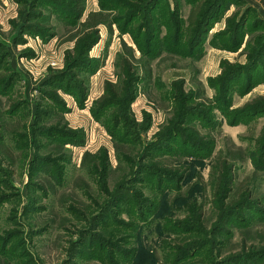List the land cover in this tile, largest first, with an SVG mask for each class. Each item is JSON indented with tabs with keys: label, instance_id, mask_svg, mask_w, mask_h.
Listing matches in <instances>:
<instances>
[{
	"label": "rangeland",
	"instance_id": "374dc122",
	"mask_svg": "<svg viewBox=\"0 0 264 264\" xmlns=\"http://www.w3.org/2000/svg\"><path fill=\"white\" fill-rule=\"evenodd\" d=\"M216 1L0 0V264H264V0Z\"/></svg>",
	"mask_w": 264,
	"mask_h": 264
},
{
	"label": "trees",
	"instance_id": "16d2710c",
	"mask_svg": "<svg viewBox=\"0 0 264 264\" xmlns=\"http://www.w3.org/2000/svg\"><path fill=\"white\" fill-rule=\"evenodd\" d=\"M66 2H68V5L70 7V11H71V14L69 15H72V17L68 18V19H73V18H77L79 16H81L83 14V11H84V5H85V0H70L71 2H69L68 0H65ZM126 0H120V3L123 2ZM135 1H138V3L141 5L140 7L143 6V4L145 3V6L143 8V10L145 9H150L151 6L153 5H156L157 1L159 0H135ZM222 1L218 0L216 1V7L219 5V3H221ZM200 4V3H199ZM202 7V6H201ZM142 9V8H141ZM57 10V9H55ZM201 10V8H200ZM211 10L208 9V12L206 14H204L203 16L198 12L196 11V13L191 14V16L189 17V22H188V25H187V32L188 34H190L191 32H193V34H197L198 36L194 38L197 40L202 34L203 30L205 29L206 25H207V22L209 21V19L212 18V15L215 14L214 10ZM136 14L134 15H140L141 12H134ZM98 15H92L89 19H88V22H87V25H90V27L92 29L96 28L97 26V22H101L102 20H98L96 22H92L91 19H93L94 21V18L97 17ZM202 16V18H201ZM93 17V18H92ZM135 17V16H134ZM98 22V23H99ZM193 38V41L195 40ZM196 45V44H195ZM193 45H191L192 47ZM64 84V82H63ZM62 84V86H63ZM65 88V92L67 93H72V94H76L75 92H78V91H75L72 90V87H68L67 84H65L64 86ZM84 99H78V105L80 107H83L84 106ZM105 108V105L104 106H100L99 108L96 106V108H94L93 110V113H92V116L95 118V120L97 121H102V113H103V110ZM60 110L63 111V112H66L68 111V109L66 108L65 105H63L61 103L60 105ZM249 116V115H247ZM111 131H116V130H111ZM112 132V133H113ZM77 132H73V130H69V129H64L62 127H58V126H54V127H50V128H46L44 130V135H48L52 138H50L52 141H58L60 144L62 143L63 145L66 144L67 142H73V143H77V144H82V140H81V136L79 134H76ZM46 135V136H47ZM122 137L123 138H127L128 135H123L122 134ZM181 144V143H180ZM264 148V146H263ZM64 155L60 154L58 158H62ZM49 156H45L43 158V160H46L48 163H50L51 159L49 160ZM54 161V159H53ZM55 162V161H54ZM52 163V162H51ZM62 166L59 165L57 167V171H55V173H53V177L57 180H62V178L64 177L63 174H64V171L62 172ZM154 175H156L157 173H152ZM160 176V175H159Z\"/></svg>",
	"mask_w": 264,
	"mask_h": 264
}]
</instances>
